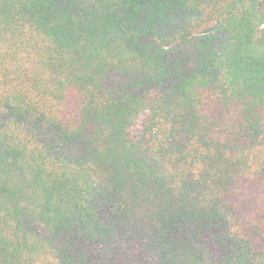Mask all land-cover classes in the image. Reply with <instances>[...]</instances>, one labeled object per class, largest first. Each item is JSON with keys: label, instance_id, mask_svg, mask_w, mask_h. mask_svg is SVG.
I'll list each match as a JSON object with an SVG mask.
<instances>
[{"label": "trees", "instance_id": "obj_1", "mask_svg": "<svg viewBox=\"0 0 264 264\" xmlns=\"http://www.w3.org/2000/svg\"><path fill=\"white\" fill-rule=\"evenodd\" d=\"M0 264H264V0H0Z\"/></svg>", "mask_w": 264, "mask_h": 264}]
</instances>
